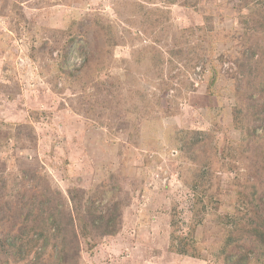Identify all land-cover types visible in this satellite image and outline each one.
<instances>
[{
  "label": "rangeland",
  "instance_id": "obj_1",
  "mask_svg": "<svg viewBox=\"0 0 264 264\" xmlns=\"http://www.w3.org/2000/svg\"><path fill=\"white\" fill-rule=\"evenodd\" d=\"M263 21L0 0V264H264Z\"/></svg>",
  "mask_w": 264,
  "mask_h": 264
},
{
  "label": "trees",
  "instance_id": "obj_2",
  "mask_svg": "<svg viewBox=\"0 0 264 264\" xmlns=\"http://www.w3.org/2000/svg\"><path fill=\"white\" fill-rule=\"evenodd\" d=\"M259 26L261 27V29L264 28V21L259 23ZM53 226L56 225V222L53 220ZM109 224H106L105 226V232L106 233H111L114 230H111L108 228ZM252 233H251V237H253L256 241H258V243L260 244V247H262L264 249V230H258L257 227H253L252 228ZM180 253H186L187 249L183 248V250H177ZM194 255V254H193ZM246 259V258H245ZM244 258L238 257V256H226L225 257V263L226 264H248L249 262H243Z\"/></svg>",
  "mask_w": 264,
  "mask_h": 264
}]
</instances>
